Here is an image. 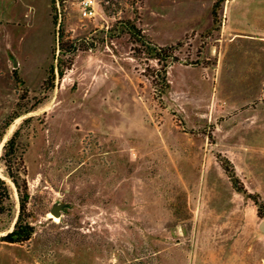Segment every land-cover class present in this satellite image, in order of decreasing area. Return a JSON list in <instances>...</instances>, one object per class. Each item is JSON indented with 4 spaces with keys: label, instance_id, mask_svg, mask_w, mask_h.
<instances>
[{
    "label": "rangeland",
    "instance_id": "obj_1",
    "mask_svg": "<svg viewBox=\"0 0 264 264\" xmlns=\"http://www.w3.org/2000/svg\"><path fill=\"white\" fill-rule=\"evenodd\" d=\"M81 1L0 0V264H264V217L217 160L264 202V42L233 34L232 0H96L91 18ZM239 2L249 21L264 13ZM61 31L82 49L44 92L68 58ZM153 46L177 59L160 97ZM15 132L22 243L2 241L19 214L1 160Z\"/></svg>",
    "mask_w": 264,
    "mask_h": 264
},
{
    "label": "trees",
    "instance_id": "obj_2",
    "mask_svg": "<svg viewBox=\"0 0 264 264\" xmlns=\"http://www.w3.org/2000/svg\"><path fill=\"white\" fill-rule=\"evenodd\" d=\"M53 23L56 25V20L53 19ZM127 31H129L130 36L137 38L138 42L141 44V46H144V38L141 34V31L137 30L133 25L127 26ZM63 33L58 32V38H57V45L60 51L64 50L67 53V60H59L57 59L56 64H51L48 71H47V77L45 81L43 82V91L48 92L54 88L55 81L57 79H62L64 77L65 71L69 70L72 66V56L74 54L81 50V46L78 45L77 40H66L65 43H62L61 40L63 39ZM175 51L174 46L169 47H159V46H153L152 49L147 50V53L149 55V58L152 60L157 61V63H162L163 69L161 71L157 72L156 79L154 82H152L153 86L157 87L155 88V91H158V97H160L164 90L168 88V81L166 78V67L168 63L172 61H176L177 59L175 56H173V53ZM45 99L43 97L42 99H39L35 102L32 109L38 106L42 103V101ZM18 114H14L4 123V128H7L16 118H18ZM26 122V120H25ZM17 136L18 132H15L13 136L5 142L3 146V155L1 157V160L3 162L5 172L7 176L11 179L14 187L16 188L18 194H19V214L17 216L16 223L14 225V229L7 234L5 237H3L2 241L8 242V243H22L26 242L30 239L33 228L32 226L26 221L27 215H26V204L28 199V192H27V184L24 178H22V175L24 174V166L21 159L14 158L19 151V146L17 143ZM1 140V139H0ZM217 160L228 177L232 188L240 194H243L245 197L250 199L253 204L256 207V215L259 218L264 217V202L259 198V195L257 194H250L245 189L242 182L237 177L235 170L232 166V164L224 157L217 156ZM6 186L4 182L0 179V192L2 191L5 193ZM1 192V193H2ZM1 195V194H0Z\"/></svg>",
    "mask_w": 264,
    "mask_h": 264
},
{
    "label": "crops",
    "instance_id": "obj_3",
    "mask_svg": "<svg viewBox=\"0 0 264 264\" xmlns=\"http://www.w3.org/2000/svg\"><path fill=\"white\" fill-rule=\"evenodd\" d=\"M243 3H240L239 0H232L227 7L226 16L233 34L252 35L255 36L252 38L264 42V13L257 14L252 21H249L244 13L251 12V9L247 7L246 3Z\"/></svg>",
    "mask_w": 264,
    "mask_h": 264
},
{
    "label": "built area",
    "instance_id": "obj_4",
    "mask_svg": "<svg viewBox=\"0 0 264 264\" xmlns=\"http://www.w3.org/2000/svg\"><path fill=\"white\" fill-rule=\"evenodd\" d=\"M95 1L96 0H82L80 2L83 17L91 18L94 15Z\"/></svg>",
    "mask_w": 264,
    "mask_h": 264
},
{
    "label": "water",
    "instance_id": "obj_5",
    "mask_svg": "<svg viewBox=\"0 0 264 264\" xmlns=\"http://www.w3.org/2000/svg\"><path fill=\"white\" fill-rule=\"evenodd\" d=\"M52 214L58 217L59 216V211L57 209H53L52 210Z\"/></svg>",
    "mask_w": 264,
    "mask_h": 264
},
{
    "label": "bare ground",
    "instance_id": "obj_6",
    "mask_svg": "<svg viewBox=\"0 0 264 264\" xmlns=\"http://www.w3.org/2000/svg\"><path fill=\"white\" fill-rule=\"evenodd\" d=\"M56 217V216H55ZM58 218V217H57Z\"/></svg>",
    "mask_w": 264,
    "mask_h": 264
}]
</instances>
